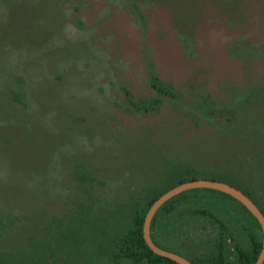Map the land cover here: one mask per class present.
<instances>
[{
  "label": "rangeland",
  "instance_id": "obj_1",
  "mask_svg": "<svg viewBox=\"0 0 264 264\" xmlns=\"http://www.w3.org/2000/svg\"><path fill=\"white\" fill-rule=\"evenodd\" d=\"M186 169L264 207V0H0L3 262L131 220Z\"/></svg>",
  "mask_w": 264,
  "mask_h": 264
},
{
  "label": "trees",
  "instance_id": "obj_2",
  "mask_svg": "<svg viewBox=\"0 0 264 264\" xmlns=\"http://www.w3.org/2000/svg\"><path fill=\"white\" fill-rule=\"evenodd\" d=\"M153 86L159 93L172 92L157 77ZM158 102L143 107H154ZM200 178L235 186V179L227 174L193 169L174 171L167 186L157 189L144 206L134 208L131 220L98 224L84 217L78 226L56 233L55 243L34 241L33 253L12 264H180L149 247L144 238V221L161 195L183 182ZM255 203L264 213V207ZM192 222H200L212 232L196 246L186 242L187 226ZM151 235L159 247L186 257L192 264H255L263 247L262 226L251 211L233 196L209 188L187 190L165 202L152 219ZM241 235L251 236L248 240L252 243L241 248ZM0 264L8 263L0 257Z\"/></svg>",
  "mask_w": 264,
  "mask_h": 264
},
{
  "label": "water",
  "instance_id": "obj_3",
  "mask_svg": "<svg viewBox=\"0 0 264 264\" xmlns=\"http://www.w3.org/2000/svg\"><path fill=\"white\" fill-rule=\"evenodd\" d=\"M196 188H209L225 192L239 200L251 211V213L259 220L263 229V247L255 264H264V213L262 212L260 207L253 201V199L241 189L224 181H217L211 179L202 178L183 182L173 187L169 191L165 192L151 205L149 211L146 214L143 226L144 238L149 247L155 253L173 259L180 264H192V262L186 257L159 247L152 239L151 223L156 212L165 202L182 192Z\"/></svg>",
  "mask_w": 264,
  "mask_h": 264
},
{
  "label": "flooded vegetation",
  "instance_id": "obj_4",
  "mask_svg": "<svg viewBox=\"0 0 264 264\" xmlns=\"http://www.w3.org/2000/svg\"><path fill=\"white\" fill-rule=\"evenodd\" d=\"M262 232H263V229H262ZM249 238H252L251 236H249ZM248 237L245 238L243 235L240 236V245H241V248L242 247H246L248 246L250 243H252V241L248 240L249 239ZM241 250V249H240Z\"/></svg>",
  "mask_w": 264,
  "mask_h": 264
}]
</instances>
